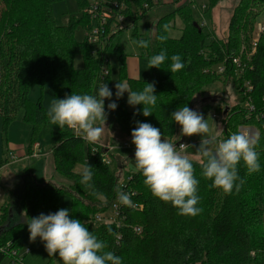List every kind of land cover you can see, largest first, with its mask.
<instances>
[{
	"label": "trees",
	"instance_id": "1",
	"mask_svg": "<svg viewBox=\"0 0 264 264\" xmlns=\"http://www.w3.org/2000/svg\"><path fill=\"white\" fill-rule=\"evenodd\" d=\"M58 1L0 0L2 132L7 134L10 124L21 116L31 130L25 147L26 155L31 157L39 132L51 126L50 152L54 170L70 181L66 188L39 184L33 170L27 168L22 177V195L24 205L30 203L33 214L27 213L19 223L10 224L13 201L12 198L7 200L1 208L0 246L11 243V248L29 247L31 252L41 240L38 237L30 241L27 220L42 211L56 212L60 209V199L69 195L71 218L85 223L107 244L105 251L122 258V264H264V32L257 46L253 45L255 24L264 11V0H240L231 15L228 39L224 44L213 33L206 32V26L193 19V1L161 17L154 26L153 38L149 34V22H146L144 35H139L137 29L147 12L159 5V0H118L127 7L124 14L131 22L129 27L136 41H149L147 49L137 44L140 56L148 63L151 56L163 49L169 57L160 69L149 68L148 80L129 76L127 54L121 44V34L127 27L107 35L104 46H95L89 43L94 23L84 13L88 0H77L82 15L71 19L67 26H58L55 22L52 5ZM216 2L209 0V12L217 6ZM176 18L182 22L181 36L173 38L169 33L177 28ZM79 26L86 33L83 42L74 37ZM160 35H167L168 39L161 43L157 38ZM78 54L83 56L84 67L76 70L74 60ZM173 54H179L185 63V68L176 73L170 72ZM112 57L119 64L116 82L110 77ZM234 58L241 60V71ZM221 66L224 72L218 74ZM105 69L108 74L104 76ZM48 79L57 99L72 92L95 95L103 83L114 94L118 81H127L134 91H142L145 83L155 82L157 104L151 116L144 117L142 113L134 116V112H129L126 93L118 100L114 97L118 107L111 112L127 138H132L131 131L136 121H140L160 128L163 138L169 140L176 137L180 126L171 117L174 111L185 105L192 109L194 98L216 83H232L238 102L232 108L218 111L224 117L221 139L241 128L255 127L260 134L256 147L260 171L249 175L241 162L238 170L244 183L239 192L234 189L231 194H225L210 187L212 181L203 178L200 163L193 162L194 175L199 180L197 206L202 212L195 217L179 215L171 203H164L151 194L138 171H129L127 180L121 182L117 170L104 161L106 151L97 147L94 150L71 129H60L50 123L42 97L33 102L29 96L34 85L43 92ZM247 82L251 90L244 88ZM248 101L253 109L246 107ZM142 107L137 105L135 112ZM87 163L92 166L95 188L106 196L104 201L91 195V190L80 183L78 170ZM117 189L134 193L131 199L135 206L120 205ZM112 205L118 206L115 222L97 223L96 216L109 211ZM5 258L8 256L0 253V264ZM57 261H60L58 254L48 256L47 264Z\"/></svg>",
	"mask_w": 264,
	"mask_h": 264
},
{
	"label": "clouds",
	"instance_id": "2",
	"mask_svg": "<svg viewBox=\"0 0 264 264\" xmlns=\"http://www.w3.org/2000/svg\"><path fill=\"white\" fill-rule=\"evenodd\" d=\"M167 30V25L164 26ZM164 43L167 35L157 37ZM140 48L147 49L149 41H136ZM169 57L166 50L148 59V68H158ZM170 72L176 73L185 68L179 54L170 57ZM116 99L125 93L129 106L135 108L143 105L142 109L134 112L142 113L144 117L153 114L152 109L157 104L155 82L145 83L142 91L131 89L127 81L115 84ZM113 92L106 83L99 86L95 95L71 93L63 99L54 98L47 111L51 124L60 129L67 127L75 136L96 144L104 135L108 112L105 110V100H112ZM115 101L108 103L107 109L116 110ZM173 121L181 127V135L192 137L201 136V143L197 151V160L202 168V176L211 180L210 187L218 188L225 194L233 190L239 192L244 180L239 176L238 166L241 162L247 174L260 171L259 153L256 147L260 141V134H250L248 131L238 130L226 139H218L220 133L210 137L209 124L203 115L188 106L179 107L171 114ZM131 143L135 146L134 160L136 170L144 177V185L151 194L164 203L178 210L182 216L195 217L202 212L198 207L200 197L197 194L199 180L195 177L192 160L187 154H182L189 145L180 144L164 139L160 128L151 123L136 121V127L131 131ZM179 149V150H178ZM80 183L91 190V195L99 200H106V196L99 192L93 184L92 166L88 163L80 169ZM117 199L120 205L134 207L131 195L119 189ZM30 241L38 237L44 243L49 257L58 254L62 264H122V258L112 251H105L107 244L100 240L85 223L71 218L68 209L61 208L54 213H41L27 220ZM111 232V228L108 229Z\"/></svg>",
	"mask_w": 264,
	"mask_h": 264
},
{
	"label": "rangeland",
	"instance_id": "3",
	"mask_svg": "<svg viewBox=\"0 0 264 264\" xmlns=\"http://www.w3.org/2000/svg\"><path fill=\"white\" fill-rule=\"evenodd\" d=\"M192 2V17L197 22L202 23L205 27L206 32H211L214 34L215 38L220 41V43L224 44L228 39V26L231 20V15L234 9L239 5L240 0H216L217 6L208 11L209 8V0H159V5L151 9L147 12L146 16L141 20L138 24V34L144 35L146 31V22H149V34L154 38V26L160 20L161 17L166 16L178 7L187 4L188 2ZM52 10L54 13L55 22L58 26H67L70 23L71 19L80 18L82 13L78 8L77 0H60L52 5ZM90 18V17H89ZM128 22V21H127ZM131 22L126 23L127 29L121 34V44L124 46V50L126 51L128 61L130 59H134L136 68L134 69L136 73H134L133 77L148 80L150 78L148 63L140 56L139 49L137 48L136 39L133 37ZM264 24V11L259 15V19H257L255 24V30L260 25ZM176 29L172 30L169 34L171 37H180V28H182V22L176 18ZM86 33L84 29L79 26L75 30L74 37H76L77 41L83 42L85 41ZM110 77L113 82L118 80V71L119 64L115 57L110 59ZM75 69H82L83 65V56L81 54L76 55L74 60ZM47 83L44 86V91L41 92L38 86L31 88L29 96L30 99L35 102L42 97V103L46 111H48L52 100L54 99V95L52 93L51 82L46 80ZM127 96L125 94L126 106L128 107L129 112H135V108L131 107L127 103ZM115 93L112 98L114 101ZM238 102V97L236 95V91L234 89V85L232 83H216L213 86L206 89L204 94H200L196 96L192 102L193 107L192 110L197 111L203 115V117L207 120L209 124V133L208 137L212 135H216L219 132L222 136L223 129V116L222 113H219L220 110H224L228 107L232 108ZM105 110L108 112L106 127L104 131V135L101 138L99 143L93 144L92 146L102 149L104 151H111L113 147L116 152L123 151L124 157L126 158V163L128 164L125 167H120L125 163L118 164L117 160L110 163V153H106V157L109 160L111 165V169L117 170V175L120 178L121 182L127 180L126 173L136 172L135 168V146L131 143L132 138H127V135L123 133L120 126L114 121V116L112 112L107 109L108 101H105ZM219 111V112H218ZM216 116V117H215ZM8 129L7 134L2 132V125L0 120V207L7 202L10 198H12V210L13 215L10 224L19 223L23 217L27 213L33 214V209L31 208V204L27 203L24 205L23 195H22V177L27 168L32 169L35 177V181L39 184L47 185L49 187H60L66 188L70 185L69 180H65L61 176H59L53 166H51L50 159L47 157L45 160L44 155L48 152L50 153V149L52 146L53 139L50 136L49 129L50 127L42 129L37 138L39 143L38 154L35 156H23V152H25V147L27 142L29 141V136L31 134L30 127L27 124H24L21 120V116L18 117ZM240 130L248 131L250 134L258 133V130L255 127L249 128H241ZM177 135L173 140H169L177 145L178 142H182L185 145H189L182 154H187L192 162L199 163L197 160V149L201 143V136L194 135L192 137H184L182 139L181 128L178 126ZM220 136V135H219ZM111 140L114 142L111 143ZM126 143V144H125ZM7 144H14L16 147H12L11 153L15 158L12 157L10 153H8L6 147ZM119 146V147H118ZM179 150V149H178ZM116 152L112 154L116 156ZM44 153V154H43ZM119 155L121 153H118ZM118 155V156H119ZM8 160V163L5 161ZM126 173L122 171L125 170ZM54 171V172H53ZM80 172V170H78ZM54 174L53 177L51 175ZM70 196H63L60 199L59 208L68 209L70 212ZM113 205L109 211L105 213H100L96 216L97 223H110V220H114L115 214L113 213ZM44 213L48 214L47 211H42L39 214ZM101 216V221L97 220V217ZM48 254L45 250L44 243L40 241L37 245L31 248V253L26 255L24 264H47ZM9 259L5 258L2 264H9ZM56 264H59L57 261Z\"/></svg>",
	"mask_w": 264,
	"mask_h": 264
},
{
	"label": "built area",
	"instance_id": "4",
	"mask_svg": "<svg viewBox=\"0 0 264 264\" xmlns=\"http://www.w3.org/2000/svg\"><path fill=\"white\" fill-rule=\"evenodd\" d=\"M183 1V0H182ZM89 5L84 11V13L90 17L92 23H94V27L91 30L89 43H93L95 46L101 45L104 46L106 40L108 39L107 35H111L117 33L119 30H123L126 28V23L129 21L126 18L127 7L118 2V0H88ZM128 21V22H127ZM131 24V23H130ZM254 34L253 45L257 46V42L260 39V35L264 32V24H260ZM105 37V38H104ZM234 63L237 65L238 69L241 71V60L239 58H234ZM224 72V67H219L217 69V73L221 74ZM108 74V70L105 69L104 76ZM244 88L251 90V86L249 82L244 84ZM246 107L251 106V102L248 101ZM216 117V116H215ZM184 144V143H181ZM95 150V148H93ZM12 155V154H11ZM105 155L104 161L106 164H109V160ZM13 157V156H12ZM14 158V157H13ZM113 213L115 214V218L117 217L118 206L113 205ZM3 215V211L0 207V222ZM114 220H110V223H114ZM98 221H101V216L97 217ZM0 253H4L8 256L10 261L9 264H24V258L26 255L30 254V248L26 247L22 250H18L15 248H11V243H7L4 246H0Z\"/></svg>",
	"mask_w": 264,
	"mask_h": 264
},
{
	"label": "crops",
	"instance_id": "5",
	"mask_svg": "<svg viewBox=\"0 0 264 264\" xmlns=\"http://www.w3.org/2000/svg\"><path fill=\"white\" fill-rule=\"evenodd\" d=\"M127 64H128V72H129V76L131 77V78H136V77H133L134 76V73H136L135 72V68H136V64H135V61H134V59H130L129 61H128V58H127ZM222 131V130H221ZM222 133V132H221ZM185 136H182V139L184 138ZM221 134H220V136L218 137V139H221ZM111 143H113L114 144V142L111 140ZM182 142H178L177 143V147L181 144ZM126 144V143H125ZM91 145H93V144H91ZM39 143L38 144H36V146L34 147V150H33V152H34V155L36 156L39 152H38V149H39ZM15 147L14 146V144H8V146L6 147V149H7V151H8V153H10V154H12L11 153V150H13V148ZM119 147V146H118ZM16 148V147H15ZM92 148H94V146L92 147ZM115 148H117V147H113V149H111V151H107L108 153H110V163H112V162H114V161H116L117 160V162H118V164H121V163H125V164H121L122 166H120L121 168L122 167H125V166H127L128 164L126 163V158L124 157V154H123V151L122 152H120V151H117L116 152V150H115ZM113 152H116L117 154H116V156L115 155H113L112 153ZM22 153H23V156L22 157H25V156H27L26 155V153L25 152H23V150H22ZM118 153H121L120 155L118 154ZM44 154V153H43ZM119 155V156H118ZM12 156L14 157V155L12 154ZM44 157H45V160H47V157L50 159V163H51V166H53V162H52V152H50V153H46L45 155H44ZM15 158V157H14ZM190 158V157H189ZM109 163V164H110ZM52 170H54V166H53V169ZM122 171H124V173H126V168H125V170L123 169ZM54 172V171H53ZM54 176V174H52L51 175V177H53ZM59 263H62L61 261H59Z\"/></svg>",
	"mask_w": 264,
	"mask_h": 264
}]
</instances>
